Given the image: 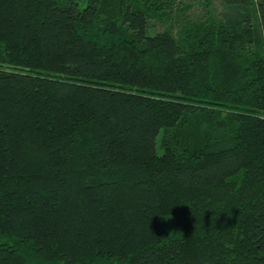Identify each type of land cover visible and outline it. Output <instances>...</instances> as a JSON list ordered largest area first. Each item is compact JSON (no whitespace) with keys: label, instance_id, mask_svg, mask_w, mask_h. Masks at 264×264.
<instances>
[{"label":"trees","instance_id":"1","mask_svg":"<svg viewBox=\"0 0 264 264\" xmlns=\"http://www.w3.org/2000/svg\"><path fill=\"white\" fill-rule=\"evenodd\" d=\"M175 3L0 0V264H264V0Z\"/></svg>","mask_w":264,"mask_h":264},{"label":"rangeland","instance_id":"2","mask_svg":"<svg viewBox=\"0 0 264 264\" xmlns=\"http://www.w3.org/2000/svg\"><path fill=\"white\" fill-rule=\"evenodd\" d=\"M204 2H207V0H176L175 10L171 12L173 19L167 21L168 23L173 24L174 32L179 28L178 22L181 23L187 20L201 19L203 16L206 18L207 15L215 17L222 11L221 0H211L210 6L208 2L207 5H204ZM157 28L158 30H162L163 25L158 24L156 29ZM159 152L161 153L160 150Z\"/></svg>","mask_w":264,"mask_h":264}]
</instances>
